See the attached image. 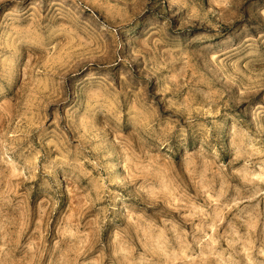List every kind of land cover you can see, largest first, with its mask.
Returning <instances> with one entry per match:
<instances>
[{"label": "clouds", "instance_id": "obj_1", "mask_svg": "<svg viewBox=\"0 0 264 264\" xmlns=\"http://www.w3.org/2000/svg\"><path fill=\"white\" fill-rule=\"evenodd\" d=\"M0 264H264V0H0Z\"/></svg>", "mask_w": 264, "mask_h": 264}]
</instances>
